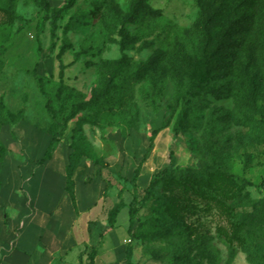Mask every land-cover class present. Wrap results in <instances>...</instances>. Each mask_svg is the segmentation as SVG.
Returning <instances> with one entry per match:
<instances>
[{
  "label": "rangeland",
  "instance_id": "rangeland-1",
  "mask_svg": "<svg viewBox=\"0 0 264 264\" xmlns=\"http://www.w3.org/2000/svg\"><path fill=\"white\" fill-rule=\"evenodd\" d=\"M68 1L0 0V99L5 106L0 108V143L5 147L0 264L22 263L31 244L42 251L44 228L39 224L55 211L75 220L73 227L60 230L57 242L74 235L71 254L78 256V264L91 258L93 264H180L175 256L187 252L198 235L209 237L214 264H264V224L255 227L258 234L237 241L215 210L207 216L201 211L179 216L167 185L145 194L159 170L193 167L212 171L210 185H205L211 196H220L219 176L228 178L235 219L252 205H263L264 115L244 103L255 85L256 107L264 109V21L253 37L256 68L237 53L231 77L219 80L215 91L195 106L197 116L175 133L180 110L176 91L185 85L175 52L197 19L196 0H141L142 10L126 24L124 40L112 30L106 11L112 4L129 17L133 0H75L55 17L52 9ZM120 57L128 59L130 68L111 79L107 62ZM147 59L153 60L163 86L156 109L141 94L149 90L146 75L138 80L132 71ZM35 74L46 78L53 98L61 83L70 104L79 95L88 100L104 87L113 98L109 105L91 106L70 119L50 158L44 152L51 123ZM83 114L94 121L79 126ZM143 157L134 199L131 178ZM240 179L246 181L243 186ZM130 207L136 209L131 234ZM65 247L51 264L65 261ZM183 264L211 263L194 249L192 260Z\"/></svg>",
  "mask_w": 264,
  "mask_h": 264
},
{
  "label": "trees",
  "instance_id": "trees-1",
  "mask_svg": "<svg viewBox=\"0 0 264 264\" xmlns=\"http://www.w3.org/2000/svg\"><path fill=\"white\" fill-rule=\"evenodd\" d=\"M74 1L69 0L65 5L53 8L52 14L55 17L59 16L65 9L72 6ZM196 2L199 6L197 19L191 27L189 35H187V40L180 41L175 52L185 80V85L183 86L180 83L181 87L179 86L176 91V106L180 105V110L173 125L175 133L183 130L189 124L194 118L190 116H197L194 113L195 106L209 92L215 91L218 81L231 77L230 68H234V65L236 66L239 62L237 60L234 63L237 53L244 56L248 67L256 68L257 65L254 55L256 49L255 38L253 37L256 34L255 31L258 29V26L264 21V0H196ZM142 7L143 2L141 0H133L129 17H123L120 13H117L113 9L112 4H109L107 7L106 13L108 14L111 28L115 33L120 35L121 40H124L126 37V24L141 12ZM226 54L231 55V58L227 59L228 62L225 60ZM159 55L160 53L156 54V56ZM152 61L147 59L140 62L132 71L138 80L146 75L149 90L143 89L141 90V94L143 99L156 109L158 108V104L155 98H161L163 86L160 74L153 69ZM107 64L112 65V71L109 72L111 79L116 78L121 72L130 68L126 57L108 61ZM62 69L61 65L60 76L62 75ZM132 71L130 70L129 73H132ZM35 80L39 90L46 97V111L51 123L49 141L44 152V158L51 157L70 119L91 106L97 108L101 104L109 105L113 99L110 88L104 87L101 92L94 93L90 99L85 100L82 95H79L70 104L67 102V95L62 93L61 83L53 98L46 89V78L35 74ZM258 94L259 87L254 85L244 105L264 115V109L258 110L256 107L258 105L256 102ZM4 107L0 99V108ZM262 120L264 123V118ZM92 121L94 120L85 114L77 118L79 126ZM155 132L156 130L153 133ZM4 150V145L0 143V160L3 157ZM143 159L144 157L135 168L133 177L131 178L134 199L136 198V178ZM212 175V171L210 170H197L193 167H178L174 170L163 168L150 179L145 194L147 196L150 195L155 186L167 185L165 186L167 190L174 191L171 197L175 198L177 206H173V209L176 208L179 216H183L185 212L194 215L197 211H201L202 215L207 216L211 215L215 210L227 221L230 227L229 236L232 239L242 241L247 235L250 237L251 234L256 233L255 227L264 224V201L263 205L257 207L254 204L250 207L251 210H243L244 213L239 214L242 217L235 219V215H238L237 207L234 203V197L229 196L228 178L222 174L219 176V181L223 184L220 190H218L220 196H211L205 188L207 185H210ZM170 182L175 183V187H170L168 185ZM245 182L244 179H240L241 186ZM198 205L200 206L197 210ZM135 212L136 209L130 207L129 234H131ZM189 246L190 249L187 252L175 256L178 263L183 264L192 260V252L195 249L200 253L201 257L205 254L208 257V261L214 264L209 254L211 243L208 236H196L189 242ZM125 256L126 258L130 257L129 249L126 250ZM83 264H93V259L91 258L87 263Z\"/></svg>",
  "mask_w": 264,
  "mask_h": 264
},
{
  "label": "crops",
  "instance_id": "crops-1",
  "mask_svg": "<svg viewBox=\"0 0 264 264\" xmlns=\"http://www.w3.org/2000/svg\"><path fill=\"white\" fill-rule=\"evenodd\" d=\"M55 199V198H54ZM50 204H56L57 200L53 201H48ZM53 218H50L49 216L44 217L43 221L39 224L40 227L44 228V235H43V242H44V247L42 248V251L37 252L39 250H36L35 245L31 244L29 245L26 250H28L25 254H22L21 256L23 257L25 264H51L52 261H54V257L57 256L60 251L65 247L67 253H65L66 259L65 261H61V264H78L79 262L75 261L78 259V256L72 253L74 252V242H75V237L74 235L70 234L69 237L63 242H57V234L60 232L61 229L63 228H70L73 227L75 223L71 217L65 218L64 219L58 214V212L55 211L53 214ZM59 241V240H58ZM70 247V249H69ZM30 249V251H29ZM65 252V250H63ZM63 252V253H64ZM70 254H69V253ZM56 253V254H55ZM62 253V254H63ZM77 253V252H76ZM58 259H55V261ZM61 260V259H60ZM59 260V261H60Z\"/></svg>",
  "mask_w": 264,
  "mask_h": 264
}]
</instances>
